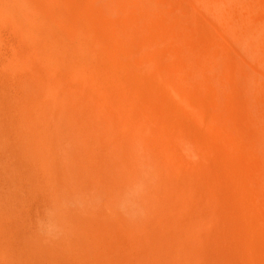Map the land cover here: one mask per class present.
<instances>
[{
	"label": "bare ground",
	"instance_id": "bare-ground-1",
	"mask_svg": "<svg viewBox=\"0 0 264 264\" xmlns=\"http://www.w3.org/2000/svg\"><path fill=\"white\" fill-rule=\"evenodd\" d=\"M87 9L105 20L110 11L117 21L112 17L109 45L116 42L125 56L139 52L154 68L162 58L160 39L166 40L176 53L177 62L169 64L177 77H162L167 67L149 75L150 68L147 77L120 61L117 70L110 63L97 69L92 60L110 47L97 49L105 40L91 50L80 38L75 49L61 52L41 9L30 0H0V26L24 42L10 55L0 54V264H14L7 250V152L21 160L28 177L32 165H40L66 204L83 203L88 221L80 228L94 242L80 245L97 256L96 264H139L141 252L149 251L146 239L154 235L144 231L147 237L142 232L140 239L133 230L134 214L144 211L140 185L147 210H155L151 218L165 219L151 223H170L169 236L164 225L149 233L176 241L181 262L264 264V0H98ZM86 15L90 21L97 14ZM152 23L155 30L146 38L141 30ZM101 88L106 97L114 89V99L106 98L108 112L84 94ZM135 122L143 125L133 127ZM135 133L149 143L148 158L137 154ZM147 169L157 184L141 176ZM88 212L96 218L89 220Z\"/></svg>",
	"mask_w": 264,
	"mask_h": 264
},
{
	"label": "rangeland",
	"instance_id": "rangeland-1",
	"mask_svg": "<svg viewBox=\"0 0 264 264\" xmlns=\"http://www.w3.org/2000/svg\"><path fill=\"white\" fill-rule=\"evenodd\" d=\"M30 1H31V5H34L36 8L41 9L40 13L46 16L47 20H49V24L51 22V24H50V29H51L50 33H51V35L50 36H51L52 39H54V36L56 34H58V37H56L57 41H55L56 43L54 42V40H56V39H54L52 42L55 44L56 48L59 46L57 44L58 43L60 44V48L62 47L61 48L62 51L60 49L59 50L61 52H63V50H64V52L67 53L68 51L69 52L71 51L70 49H72V50L75 49L76 46H78L79 42H81V39L84 42H88L89 45L88 44L87 45L89 46V48L91 50L92 49L96 50L95 47H93V46H96L102 40H105V41H102V42H105V43H101L100 42V44L101 45L103 44V45L101 46L99 44L97 49L101 50L105 44H107V47L110 46V47H108V49L109 48L113 49L114 47H117L116 46V42H114L115 44L111 43V45H109L110 44L109 42H112V40L110 39L111 38L112 23H110V22H113L114 18H115L112 15V13H111V15H112L111 17H110V15H108V14H110L109 13L110 11L107 12L108 14L105 13L106 16L108 17L105 20V19H102V17L100 18L101 15L99 14V11H96V10L94 11L93 10V12H91V14H93V15L97 14L99 16L96 15L98 18H96V16H95V17H93L94 19L93 18H91L92 20L90 19V17L93 16V15L88 13L89 11H88L87 7H88V5H90L92 3L95 4L98 0H94V1H92V0H30ZM84 4H86V5H84ZM83 11H85V12L83 13ZM85 14H87L86 15L87 18L90 19V21L92 23H90V21H88L87 19L84 18ZM192 14H193V16H195V18H197L199 16L198 13L195 12V11H193ZM37 16L40 17L39 14H37ZM112 17H114V18H112ZM80 19H85V20H80ZM83 21H84V23H83ZM115 21H117V18H115ZM89 24H91V25H89ZM152 25L154 27V28L152 27L153 29L152 28L150 29L152 32L150 30H148L149 29L148 26H146L147 31L146 30H141V31H143L141 33L144 34V36L146 38L148 36H150L155 30V23H152L151 26ZM142 27L145 28V25H142ZM7 29L8 30L10 29L8 25L6 26L5 24H1V26H0V54L6 55V56L10 55L13 51L17 50L19 47H23V45H24V42L22 40L17 39V37H14V34L12 33L11 29L9 31ZM145 31H146V33L148 32L147 35H146ZM149 32H150V34H149ZM158 33H160L159 29H158ZM59 35H61V36H59ZM107 36H109L108 37L109 39L106 38ZM88 37H90V38H88ZM129 37H131V36H129ZM59 38H61V39H59ZM85 38H88V39L86 40ZM97 38H98V40H97ZM160 40H163L165 42H160L159 41L160 45L162 46V48L159 46L158 49H159V52H160V49L163 50V51L160 52L161 55H162V58H161L160 62L158 60V62L156 61L157 63L156 62L153 63V64H156V65H153V66H155V68L152 67V66H149V64L152 65V63H146L147 65L145 64V62L142 63V60L139 58L141 56V55L139 56V54H138L139 52L131 54V55L128 54L129 57L127 56V53H126V56H127L126 57L125 56V52L124 51L122 52L121 49L119 51L118 50L119 48L118 49L114 48L116 50L109 49V51H108V49H105V47L101 51L98 50V54L99 55L96 56L97 57L96 59L92 60V64L95 65V66L98 64V66H96V67H98L97 69L100 68L102 70L105 64L108 65V63H110L109 65H114V67L117 70V68H119L120 65H122V63H120V62H123V65H127L128 66V65L131 64L132 66H134L133 67L134 69H139V70H141L143 72L146 71L145 72L146 75H148L147 71L150 68H153V69L149 70V75H151V73L154 74V72L156 73V70L159 71L160 67H161V69H163V68L165 69L167 67V69L164 70L166 75L163 73L162 77H167V78H171L172 77L171 79H174V77H177V74L173 70V65H171L169 63L171 62L172 64H174L175 62H177L176 61V53L173 52L171 47L169 48V46L166 44L167 43L166 40H164V39H160ZM95 42H96V45H93V44H95ZM64 46H66V47H64ZM166 47H168V48H166ZM106 50H107V52H106ZM110 50H112V51H110ZM115 52H116V54H117V52L121 54V55L118 54V56H119L118 61L115 60V59L118 58L117 55L115 54ZM100 55H102L101 60L99 58ZM122 55H124V56H122ZM134 55L135 56L137 55V57L139 56L138 57V59H140L139 62H137V60L133 59V58H137ZM161 55H160V57H161ZM125 58H126V60H125ZM127 59H128V61H127ZM133 60L136 61L137 63L136 62H132ZM167 60H168V62H167ZM135 63H136V65H135ZM159 64H161V65L163 64V65L159 66ZM157 67H159V68H157ZM154 69H155V71L153 72ZM161 69H160V71H161ZM162 72H163V70H162ZM162 72H160V73H162ZM167 72H170V74L169 73L167 74ZM149 75L147 77H149ZM167 75L168 76L171 75V77H168ZM111 86L115 87V86H117V84L115 83V84H113ZM102 88L99 90V92L98 91L94 92L91 89H87V90L84 91V94L89 99L91 98L90 100H92V101L98 100L96 102H98V104L101 106V109L104 110V108H105L104 111L108 112L109 110H111V108H110L111 104L109 106L108 104L105 103L106 102V98H107L108 101H111V100L114 99V89L110 90L111 96H109L110 97L109 98V97L103 96V95H105V89H102ZM202 100L205 101V103H206L207 102V97L203 96ZM142 125L143 124H141V123L139 124V123L135 122V123H133L132 126L133 127H139V126H142ZM132 133H134V132H132ZM132 135H134L135 138L136 137L138 138V139L136 138L137 139V143L139 145V150H138L137 154L138 153L139 154L142 153L141 156L148 158V156L150 155V153H148V151H147V147H148L149 143H147V141L143 137L139 136L137 133L132 134ZM7 150H8V148H7ZM9 154L10 153L7 152V250L10 252V254H12V256H10V258L12 259L13 263L14 264H18V263L19 264H46V261L50 260L53 263L58 262V261H64V262H67L66 264H68V263L69 264H96L98 261L94 262V260H96L97 256H95L93 253H91L92 254L91 255L90 253L85 252L87 249H85V251H83L84 249H82V246L80 245L83 242H87L88 243L87 239H90V241H92L91 243L94 242V239L92 240V234L84 232L85 230L82 229L83 230L82 231L81 228H80L81 225L83 226L84 222L88 221V219H84L86 217L85 216L86 215L85 210H87V209H85L83 207L84 206L83 203L82 202H76V200H74V201L72 200V201H70V202H68L66 204L65 200L61 198L60 192L58 191V189L54 188L52 186L53 185L52 182L48 181V177H47V175L45 174V172L43 171V169H42V167L40 165H37V166L36 165H32V167H33L32 171H33V174L35 176L33 175L31 177H28V175L25 172H23V170L20 169L21 164H22L21 160L18 161V157H16V155H11V154L9 155ZM129 154L132 155L133 153L130 152ZM229 155H231V156H229ZM229 155H228L229 157H236V156H234V154H229ZM16 166L19 167V168L17 169ZM34 167H36V168H34ZM142 172H143V170H142ZM36 173H37V175H36ZM146 174H147L148 178L150 179V182L153 183V185H154V181H156V184H157V179H156L152 169H147L146 173H141V176L144 177V175H146ZM34 180L35 181L37 180V181L34 182ZM46 180H47V182H46ZM46 183H48V184H46ZM41 184H43V185H41ZM31 185H33V186H31ZM45 185H47V186L45 187ZM33 187H34V189H33ZM44 188H45V191H44ZM52 188H53V190H52ZM143 189L146 191L145 186L140 185L139 187L136 188V192L139 195L143 194L142 197H144V196L147 197L148 194H146V192ZM50 190L52 192H50ZM55 190H56V192H55ZM31 195H33V196H31ZM146 197L143 198L145 200V203H147V201H148V199H146ZM145 203H144V201L142 203V207L144 209L143 213H141L140 210H139V212L137 211L134 214V216H133V220H135V222H137L135 224V226H133L134 227L133 230L135 232L138 231L137 232V236H143V237H140V239H142V238L145 239V236L147 237L146 233L150 234L151 236L152 235L155 236L156 234H161V236L164 235V234H167L168 232L166 233V231L167 230L170 231V229H167V228H169L168 226H170V223L166 220V222H168V223H166L167 227L165 225V222L164 223L161 222L163 224L160 225V228H158L159 226H157V227L154 226L156 224H152V223H154V222L157 223L158 222V224H159L160 221H165V219L163 217H161V216L159 217L158 214H157L158 216H156V214H153V216H155V217L152 216V218H151L150 215H151V213H154L155 210H153V209L147 210V206L148 205H146ZM144 204H145V206H143ZM48 209L53 210V215L48 219L47 226H48V228L51 231H53L55 233L54 236L46 235L45 232L41 228V222L45 220V211L48 210ZM80 210H82V211H80ZM151 210L153 212H150ZM89 213L90 212H88L87 215ZM76 215H80V217L76 216ZM93 218H96V214L95 213H90L89 214V220L93 219ZM145 218H146V220H145ZM154 218H156V220ZM161 218L164 219V220H162ZM152 219L155 220V221L154 222L152 221V223H151ZM79 220L80 221L82 220V221L80 222ZM143 220H145V221H143ZM78 221H79V223H78ZM147 224L150 225V226H148ZM77 225H78V227H77ZM144 225H145V227H144ZM163 225H164V227H163ZM140 226H141V229H140ZM153 226H154V228L155 227L157 228L156 229L157 232H161L162 231V227H163V232H165V233L164 234H162V233H156L155 234L154 232H152V234H151V232L149 233V231L152 229ZM142 227H144V228H142ZM154 228H153V231H155ZM78 230H79V232H78ZM80 232H82V233H80ZM142 232H144L145 236H144V234ZM82 235H85V236H83V238H82L81 237ZM154 236H152L151 238L147 237L146 240L150 241L148 243L149 246H148L147 249H149V248L150 249H149V251L146 250L147 252L144 251V250L141 252L139 264H141V260H142V264H144L145 262L147 264H151V263L152 264H155V263L157 264L160 259L162 261H159L158 264H160V262H161V264H163V263L164 264H185V263H183V261H185V260H183L181 262V260L184 259L182 256H180L181 253L178 250H176L177 248H174V247H177V246H175L176 245V241H174L173 244H172L171 241L167 240V236H169V233H168L167 236L165 235V237H162V238H161V236L160 237L159 236H155L154 237ZM78 237L79 238L81 237L80 240L82 242L79 240ZM156 237H157V242L154 241L156 248H153L155 246H154V243H152V241H153V239L156 240L155 239ZM70 239H71V241H70ZM165 239H166V241H165ZM168 239H169V237H168ZM25 241H26V243H25ZM78 242H81V243H78ZM169 242H171L170 245H172L173 247L172 246L170 247ZM27 243L28 244L30 243V245H28ZM73 243H75V244H73ZM76 243H78L79 245H77ZM160 243H162V244H160ZM57 244H59V245L57 246ZM69 244H70V246H69ZM73 245H75V246H73ZM158 245L161 248H159ZM165 245H166V247H164ZM167 247L169 249H167ZM76 249H78V250L76 251ZM80 250H82V251H80ZM156 250L158 251V253L156 252ZM167 250H169V251L167 252ZM53 251H55V252L52 253ZM89 251H90V249H89ZM263 251H264V249H262L259 252L260 255L264 254ZM81 252H82V254H81ZM144 252H146V253H144ZM154 252H156V254H158V255L154 254ZM161 252H163V255L166 254V252H167L168 255L163 257V258H161L163 256V255H161L162 254ZM59 253H61L63 256L61 254H59ZM84 253H86V255H84ZM175 253H176V255H175ZM51 254H53V255H51ZM148 254H151V255L148 256ZM159 254H160L161 257H159ZM155 256L159 257L160 259H157ZM94 257H95V259H94ZM145 257H146V259H145ZM152 258H154V259L152 260ZM148 259L151 260V261H149ZM163 259H166V260L168 259V260L166 261V260H163ZM18 260H19V262H18ZM21 260H22V262H20Z\"/></svg>",
	"mask_w": 264,
	"mask_h": 264
},
{
	"label": "clouds",
	"instance_id": "clouds-1",
	"mask_svg": "<svg viewBox=\"0 0 264 264\" xmlns=\"http://www.w3.org/2000/svg\"><path fill=\"white\" fill-rule=\"evenodd\" d=\"M53 215V210L48 209L45 211V220L41 222V228L45 232L46 235L54 236L55 233L51 231L47 226L48 219Z\"/></svg>",
	"mask_w": 264,
	"mask_h": 264
}]
</instances>
